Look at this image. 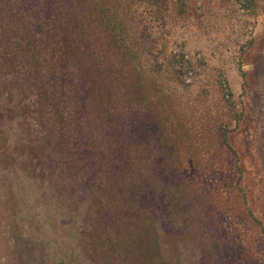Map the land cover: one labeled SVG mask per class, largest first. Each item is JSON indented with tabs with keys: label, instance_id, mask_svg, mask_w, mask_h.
<instances>
[{
	"label": "rangeland",
	"instance_id": "374dc122",
	"mask_svg": "<svg viewBox=\"0 0 264 264\" xmlns=\"http://www.w3.org/2000/svg\"><path fill=\"white\" fill-rule=\"evenodd\" d=\"M107 6L130 50L92 18L106 79L60 129L26 69L0 80V264H106L116 219L135 264H264V0Z\"/></svg>",
	"mask_w": 264,
	"mask_h": 264
},
{
	"label": "trees",
	"instance_id": "16d2710c",
	"mask_svg": "<svg viewBox=\"0 0 264 264\" xmlns=\"http://www.w3.org/2000/svg\"><path fill=\"white\" fill-rule=\"evenodd\" d=\"M29 1L18 0L12 7L5 4L7 1L3 2L13 19L0 25V80L6 82L18 76L21 69H26L23 76L27 75L32 82L29 87L34 97L32 104L35 105L39 98L46 99L50 111L58 118L54 122L60 129L64 108L72 111L74 108L69 107L70 104L77 101L84 90H88L87 96H90L93 88L106 79L107 67L102 69L104 63L94 50L86 25L98 15L109 33L111 47L121 51L130 50L127 39L130 29L125 19L112 13L107 0H33L31 9L25 7ZM27 10L33 14L32 19L28 18ZM136 28L137 25L132 29L133 33ZM13 68H19L15 74ZM42 77L49 81L47 85L42 82ZM23 89L16 93V98H23ZM4 94L10 96L9 92ZM23 101L19 100L21 105H24ZM80 111L87 112L84 107ZM117 220L112 225L114 231L108 242L111 250L106 253L110 258L106 264H135L137 258L122 257L114 245L120 224ZM96 252L94 250L91 257L93 262Z\"/></svg>",
	"mask_w": 264,
	"mask_h": 264
}]
</instances>
